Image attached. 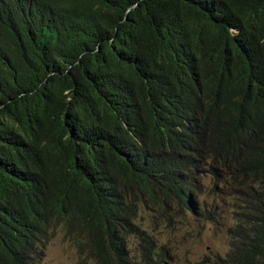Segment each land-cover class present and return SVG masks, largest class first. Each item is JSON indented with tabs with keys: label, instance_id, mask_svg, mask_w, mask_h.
Listing matches in <instances>:
<instances>
[{
	"label": "trees",
	"instance_id": "trees-1",
	"mask_svg": "<svg viewBox=\"0 0 264 264\" xmlns=\"http://www.w3.org/2000/svg\"><path fill=\"white\" fill-rule=\"evenodd\" d=\"M206 161L259 187L209 264H264V0H0V264L60 229L131 264L138 190L192 210ZM168 258L140 236L138 264Z\"/></svg>",
	"mask_w": 264,
	"mask_h": 264
},
{
	"label": "rangeland",
	"instance_id": "rangeland-1",
	"mask_svg": "<svg viewBox=\"0 0 264 264\" xmlns=\"http://www.w3.org/2000/svg\"><path fill=\"white\" fill-rule=\"evenodd\" d=\"M193 210L178 208L167 196L166 185L152 184L138 190L130 235L131 264H138L140 236L164 244L169 258L163 264H209L229 258L232 233L258 195V184L245 167L212 168L206 161L197 179ZM40 264H97L85 240L58 230Z\"/></svg>",
	"mask_w": 264,
	"mask_h": 264
},
{
	"label": "clouds",
	"instance_id": "clouds-1",
	"mask_svg": "<svg viewBox=\"0 0 264 264\" xmlns=\"http://www.w3.org/2000/svg\"><path fill=\"white\" fill-rule=\"evenodd\" d=\"M212 167V166H211ZM203 168H204V165H203ZM192 203H194V202H192ZM193 210V209H192ZM160 244V243H159ZM162 245H164V244H162ZM165 246V245H164ZM166 247V246H165ZM218 262H224V260H219Z\"/></svg>",
	"mask_w": 264,
	"mask_h": 264
},
{
	"label": "water",
	"instance_id": "water-1",
	"mask_svg": "<svg viewBox=\"0 0 264 264\" xmlns=\"http://www.w3.org/2000/svg\"><path fill=\"white\" fill-rule=\"evenodd\" d=\"M192 202H194V203H193V205H194V204H195V199H194Z\"/></svg>",
	"mask_w": 264,
	"mask_h": 264
}]
</instances>
